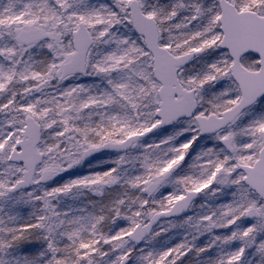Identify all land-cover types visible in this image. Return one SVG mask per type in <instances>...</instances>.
Masks as SVG:
<instances>
[{"label":"snow or ice","instance_id":"6c2138e0","mask_svg":"<svg viewBox=\"0 0 264 264\" xmlns=\"http://www.w3.org/2000/svg\"><path fill=\"white\" fill-rule=\"evenodd\" d=\"M0 264H264V0H0Z\"/></svg>","mask_w":264,"mask_h":264}]
</instances>
